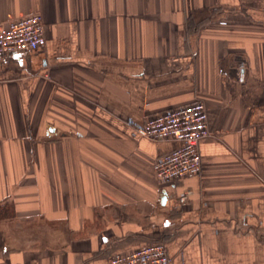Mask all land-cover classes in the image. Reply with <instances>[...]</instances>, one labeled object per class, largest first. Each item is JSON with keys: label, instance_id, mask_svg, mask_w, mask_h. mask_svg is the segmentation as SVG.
<instances>
[{"label": "crops", "instance_id": "0c3cea01", "mask_svg": "<svg viewBox=\"0 0 264 264\" xmlns=\"http://www.w3.org/2000/svg\"><path fill=\"white\" fill-rule=\"evenodd\" d=\"M34 13L45 44L0 57V264H264V0H0ZM197 99L201 171L161 185L178 142L127 121Z\"/></svg>", "mask_w": 264, "mask_h": 264}, {"label": "built area", "instance_id": "2783aa9c", "mask_svg": "<svg viewBox=\"0 0 264 264\" xmlns=\"http://www.w3.org/2000/svg\"><path fill=\"white\" fill-rule=\"evenodd\" d=\"M41 15L34 13L0 24V57L5 54L35 49L45 44ZM131 135L178 142L171 150L155 158L153 170L159 184L179 186L184 178L199 174L202 160L199 142L209 136L207 110L203 101L174 106L148 115L143 123L127 121ZM186 192L178 195L185 201ZM170 255L162 241L144 244L126 252H114L108 264H168Z\"/></svg>", "mask_w": 264, "mask_h": 264}]
</instances>
